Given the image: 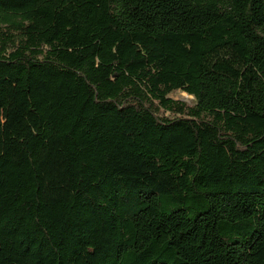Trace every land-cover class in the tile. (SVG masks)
Segmentation results:
<instances>
[{
    "label": "trees",
    "instance_id": "16d2710c",
    "mask_svg": "<svg viewBox=\"0 0 264 264\" xmlns=\"http://www.w3.org/2000/svg\"><path fill=\"white\" fill-rule=\"evenodd\" d=\"M0 264H264V0H0Z\"/></svg>",
    "mask_w": 264,
    "mask_h": 264
},
{
    "label": "rangeland",
    "instance_id": "374dc122",
    "mask_svg": "<svg viewBox=\"0 0 264 264\" xmlns=\"http://www.w3.org/2000/svg\"><path fill=\"white\" fill-rule=\"evenodd\" d=\"M169 96L175 100H180L185 102L188 105H192L194 103V98L192 95H188L187 93L181 91V90H176L173 91L169 94Z\"/></svg>",
    "mask_w": 264,
    "mask_h": 264
}]
</instances>
